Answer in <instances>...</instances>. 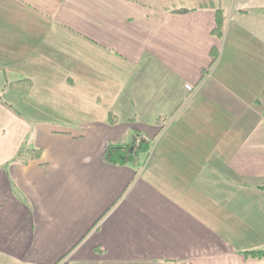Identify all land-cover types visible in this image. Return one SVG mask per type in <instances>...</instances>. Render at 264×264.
Wrapping results in <instances>:
<instances>
[{"label": "crops", "instance_id": "1", "mask_svg": "<svg viewBox=\"0 0 264 264\" xmlns=\"http://www.w3.org/2000/svg\"><path fill=\"white\" fill-rule=\"evenodd\" d=\"M135 134L137 161L104 160ZM257 250L264 0H0V264H264Z\"/></svg>", "mask_w": 264, "mask_h": 264}, {"label": "trees", "instance_id": "2", "mask_svg": "<svg viewBox=\"0 0 264 264\" xmlns=\"http://www.w3.org/2000/svg\"><path fill=\"white\" fill-rule=\"evenodd\" d=\"M217 15V27L215 32V35L218 38H222L224 35V27H225V16L223 15V12L221 10L216 12ZM215 56V59L217 58L216 53L214 52L213 54ZM10 86L11 90L17 91V92H21L23 94H27L29 93L32 88H33V82L32 80H25V81H20V82H16L13 83ZM167 121V118H164V121ZM110 121H113L112 117H110ZM162 121L161 119L159 120V122ZM140 137L139 134H135L132 138V142L127 144V145H110L107 147L105 153H104V160L106 162H110V163H114V164H118L119 159L121 158V156L123 157V160H127L130 162H135L138 160V151H142L143 152H147L149 149V145L145 142L142 141L141 143L139 142V146H137V140ZM27 149H22L18 155V160H21L23 157V154L25 152H27ZM29 152L32 153V157L27 158L25 160L29 161L32 159H37L40 155V151H31L29 150ZM127 156V157H125ZM125 162V161H123ZM245 257L250 258V259H254V260H258V259H264V250H257V251H247L245 254Z\"/></svg>", "mask_w": 264, "mask_h": 264}, {"label": "built area", "instance_id": "3", "mask_svg": "<svg viewBox=\"0 0 264 264\" xmlns=\"http://www.w3.org/2000/svg\"><path fill=\"white\" fill-rule=\"evenodd\" d=\"M187 89L192 91V89H191V87H190V86H187Z\"/></svg>", "mask_w": 264, "mask_h": 264}, {"label": "rangeland", "instance_id": "4", "mask_svg": "<svg viewBox=\"0 0 264 264\" xmlns=\"http://www.w3.org/2000/svg\"><path fill=\"white\" fill-rule=\"evenodd\" d=\"M191 87V86H190ZM191 89L193 90V88L191 87ZM18 93H20L21 94V92H18Z\"/></svg>", "mask_w": 264, "mask_h": 264}]
</instances>
